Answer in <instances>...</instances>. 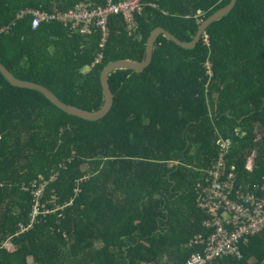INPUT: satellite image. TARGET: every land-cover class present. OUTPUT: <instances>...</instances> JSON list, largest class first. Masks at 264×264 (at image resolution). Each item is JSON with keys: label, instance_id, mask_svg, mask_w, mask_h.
Instances as JSON below:
<instances>
[{"label": "trees", "instance_id": "obj_1", "mask_svg": "<svg viewBox=\"0 0 264 264\" xmlns=\"http://www.w3.org/2000/svg\"><path fill=\"white\" fill-rule=\"evenodd\" d=\"M87 1L106 3L0 0V63L61 102L96 111L108 64L142 62L158 27L194 41L201 23L232 0H142L130 30L122 15L110 17L103 50L99 29L83 35L46 23L33 30L31 16L19 18L26 8L65 12ZM153 49L141 71L109 74L114 103L96 121L65 113L0 72V264H180L201 249L190 240L207 233L195 190L222 152L220 140L228 142L236 187L254 191L260 183L264 0H237L195 48L160 35ZM240 248L242 259L208 264H264V229Z\"/></svg>", "mask_w": 264, "mask_h": 264}, {"label": "built area", "instance_id": "obj_2", "mask_svg": "<svg viewBox=\"0 0 264 264\" xmlns=\"http://www.w3.org/2000/svg\"><path fill=\"white\" fill-rule=\"evenodd\" d=\"M142 11V0H106L105 5L95 6L91 2H80L65 12H47L26 8L21 10L19 18L31 16V26L36 30L46 23H58L68 26L74 33L91 35L99 29L103 50L110 36L109 19L122 15L130 30L134 16ZM5 30V29H4ZM205 43L209 44L206 35ZM99 53L92 66L102 61ZM211 63L206 62L207 73L212 75ZM222 152L205 169V176L196 185V203L206 217L203 226L206 234H198L191 239L189 246H199L200 250L189 253L188 259L180 264H208L226 257H243L241 243L247 244L251 237L264 229V175L255 190H243L236 187L235 166L229 167L225 156L229 149L228 142L220 140ZM44 186V185H42ZM43 187L35 192L37 214ZM34 219L27 226H21V232L33 226Z\"/></svg>", "mask_w": 264, "mask_h": 264}, {"label": "water", "instance_id": "obj_3", "mask_svg": "<svg viewBox=\"0 0 264 264\" xmlns=\"http://www.w3.org/2000/svg\"><path fill=\"white\" fill-rule=\"evenodd\" d=\"M236 2L237 0H232L226 7L221 8L213 15H211L208 19L203 21L198 29L194 41L183 42L178 38H176L173 34L169 33L167 30L158 27L152 30V32L150 33L147 39L146 55H145V59L142 62H134L130 60H118L108 64L103 69L101 74V82L104 90L105 102L104 105L99 110L96 111L82 110L80 108L61 102L58 99L57 95L52 93V91L47 87L38 83L18 79L2 63H0V72H2L3 75L6 77V79L14 86L40 91V93H42L49 100H51L60 110L64 111L69 115L77 116L89 121L100 120L109 113L114 103L113 91L111 90V87L108 82V76L112 71L120 68H126L133 71H141L142 69L147 67L151 62V58H153L152 57V51H154L153 47H155V42L160 35H165L166 37H168L169 39H171L172 41H174L175 43H177L178 45L184 48H188V49L195 48L197 43L200 41L201 36L206 32L207 28L214 21L230 13L231 10L235 7Z\"/></svg>", "mask_w": 264, "mask_h": 264}, {"label": "crops", "instance_id": "obj_4", "mask_svg": "<svg viewBox=\"0 0 264 264\" xmlns=\"http://www.w3.org/2000/svg\"><path fill=\"white\" fill-rule=\"evenodd\" d=\"M101 241H98L95 243V245H100ZM164 259H167V256L164 257Z\"/></svg>", "mask_w": 264, "mask_h": 264}, {"label": "rangeland", "instance_id": "obj_5", "mask_svg": "<svg viewBox=\"0 0 264 264\" xmlns=\"http://www.w3.org/2000/svg\"><path fill=\"white\" fill-rule=\"evenodd\" d=\"M242 259V258H241Z\"/></svg>", "mask_w": 264, "mask_h": 264}]
</instances>
